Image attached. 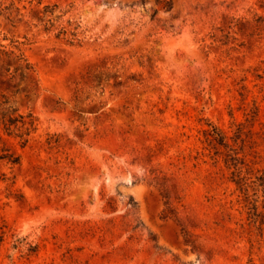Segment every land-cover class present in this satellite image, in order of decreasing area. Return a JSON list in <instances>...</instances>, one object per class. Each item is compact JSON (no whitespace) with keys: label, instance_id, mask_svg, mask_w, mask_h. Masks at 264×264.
Here are the masks:
<instances>
[{"label":"rangeland","instance_id":"rangeland-1","mask_svg":"<svg viewBox=\"0 0 264 264\" xmlns=\"http://www.w3.org/2000/svg\"><path fill=\"white\" fill-rule=\"evenodd\" d=\"M263 173L264 0L0 13V264H264Z\"/></svg>","mask_w":264,"mask_h":264},{"label":"trees","instance_id":"trees-1","mask_svg":"<svg viewBox=\"0 0 264 264\" xmlns=\"http://www.w3.org/2000/svg\"><path fill=\"white\" fill-rule=\"evenodd\" d=\"M6 0H0V13L4 10H8L11 5H13L14 1L17 2H22L24 0H9L10 4L7 6H4V2ZM15 48V47H14ZM12 53V52H11ZM18 57V56H17ZM18 61L22 60V58L18 57ZM27 67L26 69H29L28 65L26 64ZM16 110L11 109V110H6L4 113H2V120H3V128L8 131L12 126H16L17 123H21L22 127H25V132L19 135L20 138L23 139L24 142H27V139H24L23 136H28L29 135V130L33 128L34 126V119L28 115V116H23V115H15ZM28 119L26 121L25 119ZM213 134L212 137L215 140V142L225 148H228L229 151H233L234 149H230L228 143L224 140V135L216 128L213 129ZM236 155L238 153H235ZM234 154L229 155L228 161L231 162L229 165L233 169L232 175H233V182L237 185L238 189L245 195V197H249L248 195V178L246 176L247 171H244L243 166H244V160L242 158H239ZM12 163H16V159L11 160ZM258 180L261 182L260 184L264 188V173L263 175L258 178ZM256 216V215H254Z\"/></svg>","mask_w":264,"mask_h":264}]
</instances>
